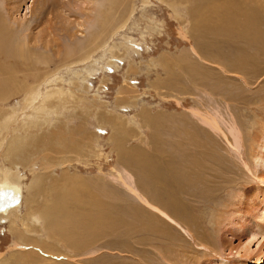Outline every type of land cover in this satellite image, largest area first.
<instances>
[{
	"label": "rangeland",
	"instance_id": "rangeland-1",
	"mask_svg": "<svg viewBox=\"0 0 264 264\" xmlns=\"http://www.w3.org/2000/svg\"><path fill=\"white\" fill-rule=\"evenodd\" d=\"M245 1L105 0L98 6L102 10L97 12L92 28L73 47L72 62L62 60L68 59L67 55L51 57L44 53H28L32 61L41 57L36 61L35 71L26 78V72L23 74L12 68L17 70L15 76H20L11 77L6 87L9 92L6 88L1 90L4 94L0 96V121L11 114L4 129L7 134L1 133L3 142L6 141L3 147L17 132L16 136L25 141L29 135L34 136L32 139L45 135L43 140L35 138L37 145L47 146L57 140L64 146L33 150L31 163L26 166L19 162L11 166L0 160L8 172L12 170L13 181L22 177L17 184L29 205L22 204L20 211L12 213L11 220L29 233L25 235L27 239L33 238L25 251L32 248L33 255L30 252L29 255L35 258L33 261L37 260L35 264L52 263L43 258L48 257L43 254L48 248L60 255L53 258V264L264 262V236L259 235L262 224H258L264 209V169L256 166V157L263 153L259 151L264 137V61L257 65L259 75H250L248 85L243 84L233 72L240 67L233 59L238 50L250 54L253 51L248 50L242 39H229L227 34L217 35L218 30H212V25H224L228 16L229 21L236 17L238 22L239 18L244 20L254 15L264 19V0ZM20 14H25V7H21ZM220 19L226 20L221 22ZM89 34L95 38V44L88 49L90 58L80 60L86 54ZM191 49L205 57L206 64L197 59ZM49 60L53 62L49 64ZM54 76L59 85L54 84L52 88L60 86L65 92L72 91V98L56 92L46 94L53 91L48 83L55 80ZM72 79L73 82H69ZM38 86L41 96L51 99L46 101L42 113L38 103L34 108L30 104L27 106ZM198 115L210 118L213 115L228 138L227 143L203 124L202 116ZM28 117L32 119L29 121ZM115 117L122 123L116 122ZM256 122L257 125L253 124ZM204 131L211 137L208 138ZM229 142L238 149H233ZM204 143L210 145L207 147ZM207 148L212 150L208 158L204 155ZM23 149L26 152L25 147ZM258 173L260 180L256 179ZM35 175H38V182L29 193ZM124 177L139 192L149 194L146 198L151 205L165 212L175 211L182 217L184 211L192 209L190 216L185 217L194 223V228L190 229L195 235L198 233L196 239H200L192 240L184 235L186 227L177 219H174L177 225L168 223V227L161 225L150 212L134 224L132 220H137V212L131 211L138 209V203L121 184L119 178ZM188 178L196 180V186L179 188L177 183ZM174 198H179L182 205H173ZM65 202L67 206L62 214L67 222L76 218V225H85L79 220L86 215L93 216L99 205L105 204L108 208L122 210L125 226L115 224L108 230L103 225L96 235L89 233V250H85L83 244L66 247L60 241L47 240L44 231L48 225L41 215L54 211L57 206L58 209L60 205L65 206ZM115 216L120 217V214ZM9 224V220L0 222L1 258H10L9 251L15 241ZM81 231L80 228L75 231L76 240ZM104 232H108L107 236L101 238ZM251 233L255 236L250 243L251 250L258 251L257 243L262 242V252L258 251L261 255L257 258L252 255L245 260L246 253L239 252V248L248 247ZM97 235L100 237L96 240L94 236ZM73 247L78 250L74 251ZM35 250L38 253H34Z\"/></svg>",
	"mask_w": 264,
	"mask_h": 264
},
{
	"label": "bare ground",
	"instance_id": "bare-ground-1",
	"mask_svg": "<svg viewBox=\"0 0 264 264\" xmlns=\"http://www.w3.org/2000/svg\"><path fill=\"white\" fill-rule=\"evenodd\" d=\"M234 1H236V0H234ZM246 1H248V0H246ZM104 2H105V0H0V11L2 12V13L0 12V14L2 15V18H0V96H2L4 94V92H2L1 90L3 88L8 87L9 81L11 80V77H13V75L15 76V73H17V70L20 71V72H22L23 74H25V72H26V78L28 77V75H29L30 72H32L33 70L34 71L36 70V66H37L36 65V61L38 62V60H41L40 59L41 57L40 58H37V60L35 59V61H32L28 57V53H30V54L44 53V54L49 55L51 57H57V55H58V57H63L65 55H67V56H69L68 59L66 57V58H64L62 60L64 62H67V63L72 62V60H71L72 59V56H73L72 55V52L74 50L73 47L75 46V44L76 45L79 44L82 41V38H80V37L82 35H84L86 32H88L89 29L92 28L93 22H94V18L96 16L97 12L100 13L101 10H102V8H98V6L101 5V4L103 5ZM229 3H230V1H229ZM237 3H239V2L237 1ZM240 5H242V4H240ZM21 7H25V14L23 16L20 14ZM112 7H114V6H112ZM110 9H111V7H110ZM115 9H117L116 6H115L114 10ZM222 9H225V8H222ZM227 10H228V8H227ZM118 11H119V9H118ZM248 11H250L249 13H251V11H252L251 8ZM241 13H243V12H241ZM223 14H221V19H223L222 18V15ZM250 16H251V14H250ZM243 17H245V16H243ZM235 18H234V21H232L233 17H232V19H230L231 21H229L228 20L229 19V16H228V19H227L226 23H223L224 25H221V26H218V27H215L214 25H212V30H218V31L215 32V33H217V35L219 33L227 34L228 36H226V37H229V39H232L234 37L235 38L242 39L247 44L248 50L251 49L253 51L250 54L246 50H243V51L238 50V53H236L237 55L233 59V62L234 63H236V64L238 63L240 65V67L238 69H235V70L233 69V72L236 73L237 75H239V77L242 80L243 84L248 85L250 75L253 76V77H256L257 75H259V70H257L258 69V66L257 65L260 64V63H263V61H264V19L259 18L256 15H254L252 17L243 18L244 20H242V19L240 20V18H239V21L240 22H238L237 21V18L236 19ZM221 19H220L221 22L226 20V19L225 20H221ZM230 22L233 23V25L230 24ZM97 26H98V24H97ZM230 26H232L233 28L231 29ZM229 30H231V31H229ZM87 36H88L87 38L89 40L87 39L88 42L85 45V47H88V48H87V51H85L86 54L83 55V56H81L80 60H84V59L86 60V58H88V57L90 58V56H88V53H89L88 52V49H89V47H93L94 44H95V38L94 37H91L90 34L87 35ZM102 40H103V38H102ZM62 47H65V48L62 49ZM80 50H82V49H80ZM191 52H192V54L195 57H197V59H199L200 61H202V62H204L206 64L207 61H205L206 60L205 57H203V56L201 57L200 55H198V53H197V51L195 49H191ZM93 54H94V52H93ZM48 62L50 64L53 61L52 60H49ZM164 62H165V60H164ZM41 65H42V63H41ZM92 67H95V66H92ZM12 68L17 69V70H12ZM22 73H21V75H22ZM88 75H89V73H88ZM18 76H20V74ZM35 76H37V75H35ZM35 76H33L34 79H35ZM47 77L45 79H47ZM72 78H73V76H72ZM54 79H55V76H54ZM252 79H254V78H252ZM76 80L77 79H75V81ZM60 81H62V80L60 79ZM62 82H61V84H62ZM69 82H73V79L72 80H69ZM250 83H251V80H250ZM45 84H46V82H45ZM48 84H50V86H51L50 89L53 90V91L47 92L46 94H48V95L50 93H55V92L59 96H61V95L62 96H66V98H69V97L72 98V96L74 95V92H72V91H68V92L63 91V89H61L60 86H59L60 89L56 87V89H55L56 91H55L54 88H52V86L55 87V85H59V82H56V79L54 81L51 80ZM7 91H8V89H7ZM32 93H34V94L31 97L29 96L30 97V101L28 102L27 106H30V105L33 106L34 104H36V106H37V103H38V105H39L38 107H39V109L41 110V113H42L45 110L44 108H46V106H47L46 101L47 100L49 101L50 98H48L49 96H44V95H43V97L41 96L40 90H39V86H38L37 90L35 92H32ZM11 95H9V96H11ZM252 96H254V95H252ZM36 106H33V108L36 107ZM37 111H38V109H37ZM34 112H35V110H34ZM8 113H9V111H8ZM194 113H195V111H194ZM29 115H31V114H29ZM33 115H31V116H33ZM34 116H36V115H34ZM42 116H44V115H42ZM198 116H200V115H198ZM201 116H200L201 117V122L203 124H205L206 126H208L209 129H211L212 132H214L215 134H218L219 136H221L223 138V140H225L226 143H227V139L228 138L222 132L220 126L216 122L217 120L216 119H213L214 116L212 115V118H210L211 116L210 117L209 116L208 117L207 116L206 117H203V115H201ZM10 117H11V114H9L7 116L6 120L3 118L4 121H0L1 123L2 122L4 123V125H3V123H2V125L0 123V127H1L0 128V160L3 159L4 160V163L6 162V163H8L9 165L12 166L13 162H16V163L19 162V163L25 164L24 166H26L28 163L29 164L31 163L30 162V158L32 156L30 154H32L34 152L33 150H35V149L42 150L43 148L44 149L45 148H51L52 146L53 147L56 146L58 148L59 147L60 148L64 147L62 145V143H60V141H57V140L56 141H51V144H49L47 146L46 145H42V144L37 145L36 139L37 140H43V138H44L45 135H41L40 134L39 137L38 136H35L36 139L35 138L32 139L34 136L33 135L32 136L29 135L26 138V141H25V139L21 138V136H16V134L18 133L17 132L16 134H14L15 135V138L12 139V140H10L8 142V144L6 146H4L5 147V149H4L3 143L6 142V141L3 142L4 137L1 136V133H3L4 135L7 134L6 130H4V129H5L6 123L8 121H10V119H9ZM14 119H15V117H14ZM30 119H32V118H30ZM30 119L28 117V120L29 121H30ZM105 121H107V120L105 119ZM115 121L116 122H119V123H122L121 122L122 120L120 118H118V117H115ZM25 122H27V121H25ZM257 122L256 123H253V124L257 125L258 124ZM198 123H199V121H198ZM8 125H9V123H8ZM17 126H19V125H17ZM24 127H25V125H24ZM9 132L10 131H8V133ZM27 132H28V130H27ZM23 133H25V132H23ZM205 133L208 136V138L211 137V134H208L207 132H205ZM20 135H21V133H20ZM35 135H37V134H35ZM49 138H51V136ZM262 138H263V140H262V143H261L260 151L259 152L262 151L263 153L261 152L262 154H260V156L256 157L257 158L256 159V166L258 165L259 166V169H264V137L262 136ZM27 139H29V140L27 141ZM252 142L253 141H251L250 143H252ZM43 143H45V142H43ZM231 143H230V145H231V147L233 149H238L237 147L235 148L233 146V144H231ZM204 144H207V147H208V145H210L209 143H204ZM236 145L237 144H235V146ZM252 146L253 145H251V147ZM23 147H25L26 152L25 151L24 152L22 151ZM252 149H254V148L252 147ZM258 150H259V148H258ZM210 151H212V150L207 148V151L204 154L207 158L211 156V154H209ZM210 153H212V152H210ZM212 156L214 157V155H212ZM48 161H49V159H48ZM62 161H63V159H62ZM191 162H192V160H191ZM209 162L210 161H208V163ZM0 164H1V167H0V198H1V192L10 191V192L13 193L12 194V197L15 199L14 201H17V204L16 205H13L12 207H8L7 209H4L3 211H0V222L9 220V223H10L9 224V230L11 231V233L14 236V239H15V241L13 242V244L11 246V250L9 249L10 250L9 251L10 252V258H1L2 257V254L0 253V264H23L24 261L26 263L27 261H33L35 259L33 256H30L29 255V252L32 250V248L30 249L29 252L28 251H25L26 250L25 247H27V246L30 247L31 246V245H29V242L33 238L27 239L25 237V235H27L29 233L24 228L19 227L13 220H11V215H12V213L17 212L18 210L20 211V209L22 208V204L24 205L25 202H26V204H28V199H26V196H23V195L21 196V187L19 186V184H17V182L20 181V179L22 177L19 180H17V182L13 181L15 178L14 177H11V174H12L11 171L12 170H10V172H8L7 171V168L5 167L6 165L5 164H2V163H0ZM205 164L207 165V163H205ZM175 167H177V166H175ZM203 167H205V166H203ZM206 169H207V167L205 168V170ZM30 171H33V168H30ZM173 172H176V171H173ZM148 173H150V172L148 171ZM151 173H152V171H151ZM261 173H263V171ZM15 174H17V173H15ZM257 176L260 177V173H258V175H256V179L260 180L259 178H257ZM119 179L121 180V184L125 187V189L127 191H129V193L131 194V196L138 203V205L136 206V207H138V209L131 211V212H135V213L137 212L135 214L136 217H137V220H135V219L132 220L134 224H136L137 222L139 223L140 217L143 214H146V215L149 216V214L147 212H150V213H152V214H154L156 216L155 218L158 220V222L161 225H164L165 224L168 227L170 226L169 224L177 225L176 222L174 221V219H177L179 222H182V225H184L186 227L185 230H183L184 231L183 232L184 235H186L189 239H192V240H194V239L195 240L200 239V238H197L196 239V236H198V233H197V235H195L196 232H194L193 229L192 230L190 229L192 227L194 228V223L192 224V223H190V221L188 222L189 219H187L185 217L186 215L187 216H190L189 214H191L192 209L189 208V210H190L189 212H185L184 211L182 217L180 215H177L175 211H169V212L166 211L165 212V211L161 210L160 208H157V207H155V206H153V205H151L149 203L148 198H146L147 195L149 196V194L139 192L133 186V183H131V182L128 181V179H127V181H126V178L125 179L119 178ZM37 182H38V175H35L33 177V179H32L31 184H30V188H28L29 189V193L36 186V183ZM180 182L177 183V185H179L178 186L179 188L180 187H183V189H189L190 186H193L196 183V180L191 179V178H188V179L182 180ZM195 186H196V184H195ZM175 195H177V193H175ZM236 195H237V193H236ZM27 196H29V195H27ZM263 198H264V194H263ZM183 199H185V197ZM240 199H242V196L240 197ZM66 202H68V201H66ZM243 202H244V200H243ZM262 203H264V200H262ZM172 204L175 205V206H176V204H179V206H180V204L182 205L181 200L179 198H177V199L174 198L173 201H172ZM172 204H171V206H172ZM66 206H67V203H66L65 206H61L60 205L59 206V209L57 208L58 207L57 206L54 211H47L46 210L47 212H45V213H43L41 215V219L43 220V222L48 225L47 228H46V230L44 231V233H45L44 238H46L47 240L51 239V240H56V242L57 241H60L61 243L64 244V246H66V245L67 246H78L79 244H83V245L86 246L85 247V250H89V248H90V245H88L89 244V241H88L89 233H92L93 232V234L96 235L97 234V231L101 228V226L104 227L103 225H106L107 228H108V230H111V227L110 226L115 225V224L125 226V224H124V218H123L124 216H123V213L121 212L122 210L119 211V210H114V209L108 208L105 204L99 205V207L96 210L94 209L95 211H98V212L95 213L94 211H92V212L95 213L93 216L89 215V216H91V217H89V216L86 215V217L84 219H82V220H79L77 218L80 222H82V223L84 222L85 225H83L81 223H80V225H76V221H77L76 218L72 222L71 221L67 222V220L65 218H63V214H62V212L64 211L63 209ZM177 207H178V205H177ZM262 207H264V206H262ZM31 212H33V211H31ZM115 214H120V217L115 216ZM29 216H30V214H29ZM31 216L33 217V215H31ZM255 217H256V220H257V215ZM238 224H239V222H238ZM258 224L259 225L262 224V225H260V230H259V231H261L262 234H259V235L264 236V209L262 210L261 216H259V223ZM76 226H79V227H76ZM237 226H239V225H237ZM79 228L85 232V233H83V231H81V234L79 233V236H78V240H83L84 239L83 241L76 240V236L74 234L75 231L77 229H79ZM230 228H231V226H230ZM237 228H239V227H237ZM254 228H255V225H254ZM159 230H161V229H159ZM107 233L104 232L103 234H101V238L102 237H106L107 236ZM160 233H161V231H160ZM30 234H32V233H30ZM117 234H120V232H118ZM122 235H124V234H122ZM98 237H100V236L99 235L94 236V239L97 240ZM261 238L262 237H260V239ZM253 240H255V236L252 234L251 237L249 238V241H248L249 244H247L248 247L244 246V247L239 248V252L241 250H243L242 253H246V257H245V255H243L245 257L244 258L245 260H248L249 259V256H252V255L255 258H257V257H259L261 255V253H258V251H261L262 244H263L261 242V240L263 241V238L261 240H259L261 243H259V242L257 243L258 248H256V249L258 251H256V252H254L255 250H251V248H250V245H251L250 243L253 242ZM91 242L93 243V241H91ZM36 245L39 246L37 243H36ZM36 245H35V247H36ZM44 245L42 244L41 246L43 247ZM93 245H95V244H93ZM32 246H34V245H32ZM44 247H46V246H44ZM47 247H49V246H47ZM48 249H49V251H44L43 252V254H46V255L48 254V257L44 256L43 258H45L47 261L52 262L50 264H53L54 263L53 258L54 257H58L59 258L60 255H56L57 254L56 253L57 251L56 252L53 251L52 248H48ZM72 249H74V251H75V249L78 250L77 247H75V248L73 247ZM92 250L98 251L97 249H94V248ZM158 251H159V249H158ZM36 252L37 251L35 250L34 253H36ZM59 252H60V250H59ZM237 256H239V253H238ZM11 257H13V260L11 259ZM61 257H64V256H61ZM241 257H242V254H241ZM36 261L37 260L31 262V264H35ZM55 262H57V260ZM37 263L39 264V262H37ZM263 263H264L263 261L255 260V262L253 264H263Z\"/></svg>",
	"mask_w": 264,
	"mask_h": 264
},
{
	"label": "water",
	"instance_id": "water-1",
	"mask_svg": "<svg viewBox=\"0 0 264 264\" xmlns=\"http://www.w3.org/2000/svg\"><path fill=\"white\" fill-rule=\"evenodd\" d=\"M12 194L13 193L10 191L1 192L0 211L17 204V201H14L15 199L12 197Z\"/></svg>",
	"mask_w": 264,
	"mask_h": 264
}]
</instances>
